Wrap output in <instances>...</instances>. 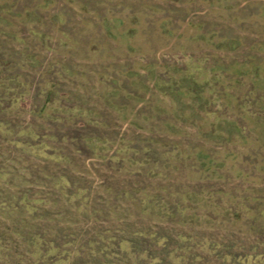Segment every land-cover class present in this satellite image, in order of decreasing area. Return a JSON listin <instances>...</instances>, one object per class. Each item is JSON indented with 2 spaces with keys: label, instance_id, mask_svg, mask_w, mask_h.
I'll return each instance as SVG.
<instances>
[{
  "label": "rangeland",
  "instance_id": "obj_1",
  "mask_svg": "<svg viewBox=\"0 0 264 264\" xmlns=\"http://www.w3.org/2000/svg\"><path fill=\"white\" fill-rule=\"evenodd\" d=\"M0 16V264L48 263L33 234L75 251L100 233L127 251L68 264H264V0H0Z\"/></svg>",
  "mask_w": 264,
  "mask_h": 264
},
{
  "label": "trees",
  "instance_id": "obj_2",
  "mask_svg": "<svg viewBox=\"0 0 264 264\" xmlns=\"http://www.w3.org/2000/svg\"><path fill=\"white\" fill-rule=\"evenodd\" d=\"M1 17V16H0ZM2 18V17H1ZM15 40H18V38L15 37ZM25 56V55H24ZM27 57V61H30V63H33L34 61H36V59L34 57H32L29 54H26ZM19 76V75H18ZM18 76L14 75V74H8V82H10L13 85V89L15 88L17 90V88L19 89V87H21L23 84L17 80ZM7 81L6 78L2 79L0 78V90H2L3 88H5L4 86V82ZM51 90H49V92H47V95H51ZM2 92L0 91V101L3 100V96H2ZM16 100H18V98H16ZM1 104V103H0ZM31 137V136H29ZM92 138V136H91ZM86 141V140H85ZM14 143L18 144V145H23L26 146L27 145H33L32 143L25 142L22 140H15ZM128 143H133L132 141H129ZM136 144V143H135ZM21 145V146H22ZM134 146H131L130 148H133ZM45 148H47V146H45ZM44 154V153H43ZM48 157H51V154L47 155ZM37 200H33L30 201L27 198H18V201L16 202V205H22L24 207V211L28 212V213H33L36 211V208L33 206L35 205ZM144 201V200H143ZM14 205V204H13ZM139 237L142 238H152V241L158 242L160 240L163 241H167V236L166 235H161L159 236H155V234H148L145 231H138L136 233ZM104 234L100 233L98 237H100V241L102 242L101 244L98 245V242H95V240H90L86 245L83 244L82 247H80L79 249L74 250H68L65 247L66 246H71L72 241H68L67 243H62V244H58L55 243L53 241H47L44 239H41V237L38 236V234H33L34 237V241L32 239L27 240V245L29 247L33 246V248L35 249V252L32 253V256L35 257L41 253H44V255H46V257H49L50 261L46 264H68L69 263V256L74 253V255L76 254H81L82 250L87 247L86 249L88 250L89 253L94 254V253H102V252H112V253H116L119 254V252H123V251H127L126 249V245L127 242L119 241V242H115L114 239H109V241H104L103 239ZM149 236V237H147ZM24 242V241H23ZM25 243V242H24ZM131 245V243H129ZM95 245H98L97 247ZM165 245V244H163ZM74 251V252H73ZM63 255H66L67 257H63ZM44 264V263H41Z\"/></svg>",
  "mask_w": 264,
  "mask_h": 264
}]
</instances>
